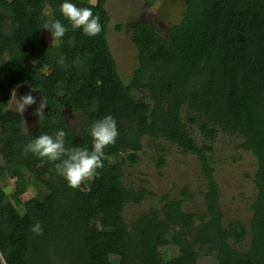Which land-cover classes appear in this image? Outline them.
Wrapping results in <instances>:
<instances>
[{
  "label": "trees",
  "instance_id": "obj_1",
  "mask_svg": "<svg viewBox=\"0 0 264 264\" xmlns=\"http://www.w3.org/2000/svg\"><path fill=\"white\" fill-rule=\"evenodd\" d=\"M64 2L0 0V181L17 178L23 192L18 208L0 184V264H264V0H185L182 21L163 33L145 21L130 24L137 66L127 82L107 41L106 0H67L99 15L96 36L72 29ZM45 20L68 28L58 47L42 39ZM22 85L47 101L31 132L9 108L12 87ZM75 115L77 134L68 124ZM107 115L119 135L105 147L96 181L72 188L53 162L25 155L29 142L59 130L66 148L91 150V125ZM221 135L255 159L248 229L224 220L212 166ZM144 142L157 170L171 147L196 157L206 180L204 214L184 211L193 198L185 186L180 199L162 195L158 207L126 221V208L150 195L124 184L125 160L138 164ZM37 222L42 234L32 231ZM249 232L248 249H236ZM166 248L175 256L166 259Z\"/></svg>",
  "mask_w": 264,
  "mask_h": 264
},
{
  "label": "rangeland",
  "instance_id": "obj_2",
  "mask_svg": "<svg viewBox=\"0 0 264 264\" xmlns=\"http://www.w3.org/2000/svg\"><path fill=\"white\" fill-rule=\"evenodd\" d=\"M90 1L95 2L96 0ZM184 3L185 0H158L153 4H149L145 0H106V9L111 18L107 28V41L123 82L130 79L131 73L137 66L136 51L130 43V24L136 21H145L163 33L169 26L182 21ZM150 7L158 8L155 14H150L147 11ZM119 24L124 27L121 32L116 30ZM42 39L48 44H52V35L47 30L43 31ZM29 93L33 95L36 103L26 106V110L22 114L23 129L26 132L36 129L37 115L35 112L42 99L41 93L24 85L14 86L12 87V101L9 105L10 109L19 112L17 110L18 100ZM79 120L80 115H75L68 120V124L75 134L78 133L80 127ZM239 143L238 139L221 135L214 145L212 166L214 178L221 192V208L225 223L230 220H240L248 229L252 217L250 204L255 197L253 177L256 165L252 154L237 148ZM144 145L145 149L140 153L138 164L125 160L127 166H123L125 170L124 184L128 187L134 186L136 189H139L140 186L144 187L150 195L141 205H129L126 208V221L131 222L150 208L158 207L162 195L180 199V193L185 186L188 187L193 198L184 203V211L204 214L206 211L202 193L206 191V180L196 157L193 155L184 156L176 148L171 147L167 153L165 166L161 170H157L156 155L151 143L144 142ZM112 160L116 159L112 158ZM98 178L99 175H95L91 179L84 180L83 183L89 180L96 181ZM0 184L12 202L19 208V194L22 196L23 192L18 179L10 180L9 176L5 175ZM250 241L251 234L249 232L245 241L240 245H235V248L246 251ZM161 253L166 259L176 254L172 248H166ZM199 264H216V262L213 258H201Z\"/></svg>",
  "mask_w": 264,
  "mask_h": 264
},
{
  "label": "clouds",
  "instance_id": "obj_3",
  "mask_svg": "<svg viewBox=\"0 0 264 264\" xmlns=\"http://www.w3.org/2000/svg\"><path fill=\"white\" fill-rule=\"evenodd\" d=\"M158 8H149L150 14H155ZM61 14L70 22L72 29H81L87 36H96L101 33L99 15H93L89 7H77L74 3L67 2L60 5ZM43 29L50 30L52 35L51 47H58L61 38L68 31L60 20H45ZM61 66L65 65V58L61 56L58 61ZM36 103L33 95L26 94L18 100L17 110L23 114L26 106ZM47 101L42 97L35 114L40 118L44 116V108ZM65 132L59 130L54 136L42 134L29 142L24 150L25 155L31 152L40 158H47L55 164V171L58 176H62L72 188L80 186L82 181L91 179L98 175L97 169L102 168L104 149L106 146L114 144L119 135L117 122L113 116L107 115L95 121L90 128L92 137V148L87 147H65ZM36 234H42V227L37 222L32 229Z\"/></svg>",
  "mask_w": 264,
  "mask_h": 264
},
{
  "label": "water",
  "instance_id": "obj_4",
  "mask_svg": "<svg viewBox=\"0 0 264 264\" xmlns=\"http://www.w3.org/2000/svg\"><path fill=\"white\" fill-rule=\"evenodd\" d=\"M48 113V112H47ZM38 116V115H37Z\"/></svg>",
  "mask_w": 264,
  "mask_h": 264
}]
</instances>
